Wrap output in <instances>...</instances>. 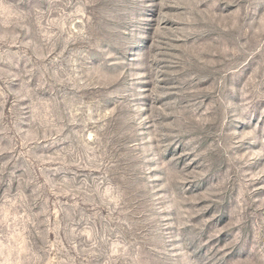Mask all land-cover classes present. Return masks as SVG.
<instances>
[{"label": "rangeland", "instance_id": "obj_1", "mask_svg": "<svg viewBox=\"0 0 264 264\" xmlns=\"http://www.w3.org/2000/svg\"><path fill=\"white\" fill-rule=\"evenodd\" d=\"M0 264H264V0H0Z\"/></svg>", "mask_w": 264, "mask_h": 264}]
</instances>
